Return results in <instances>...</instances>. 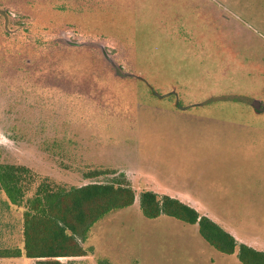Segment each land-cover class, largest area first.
I'll return each instance as SVG.
<instances>
[{"label": "rangeland", "instance_id": "obj_1", "mask_svg": "<svg viewBox=\"0 0 264 264\" xmlns=\"http://www.w3.org/2000/svg\"><path fill=\"white\" fill-rule=\"evenodd\" d=\"M254 99L264 102V0H0V165L32 172L25 201L41 185L136 194L81 243L87 257L63 264H241L198 226L145 218V191L196 199L264 251ZM23 211L0 195V249L23 248Z\"/></svg>", "mask_w": 264, "mask_h": 264}, {"label": "trees", "instance_id": "obj_2", "mask_svg": "<svg viewBox=\"0 0 264 264\" xmlns=\"http://www.w3.org/2000/svg\"><path fill=\"white\" fill-rule=\"evenodd\" d=\"M33 179L25 167L0 165V195L10 205L23 206V248H1L0 259H26L34 264H63V258L87 257L81 243L107 216L130 209L135 191L123 183L91 184L83 187L41 185L25 201L26 185ZM34 181V180H33ZM143 216L155 220L167 216L191 226H198L200 236L218 252L237 258L241 264H264V251H257L236 239L214 221L200 215L179 200L149 191L141 193ZM102 264V263H100Z\"/></svg>", "mask_w": 264, "mask_h": 264}, {"label": "crops", "instance_id": "obj_3", "mask_svg": "<svg viewBox=\"0 0 264 264\" xmlns=\"http://www.w3.org/2000/svg\"><path fill=\"white\" fill-rule=\"evenodd\" d=\"M260 146H258V147H256L255 148V150H256V154H255V156H260L258 153H259V151H262V149L264 148V138H260ZM254 156V157H255ZM247 157V156H246ZM259 158V157H258ZM247 159V158H246ZM260 159H264V156H261V158ZM248 160H249V157H248ZM252 160V159H251ZM191 198V197H190ZM178 200H179V198H178ZM181 200V199H180ZM199 200V199H198ZM195 201H196V203H195ZM180 202H184L183 204H185V201L184 200H182V201H180ZM190 203H192V204H190ZM190 203L188 202V203H186V204H188L187 206H189V207H191V208H195V210H197L199 213H201V211H199V207H201V204L195 199V200H191L190 201ZM197 204L199 207H197V205L195 206V205ZM203 206V205H202ZM202 215V214H201ZM165 218H170V217H167V216H160L159 218H157V219H155V220H163V219H165ZM170 219H173V218H170ZM175 220V219H174ZM194 227H197V225L196 226H194ZM199 231V230H198ZM214 249V248H213ZM215 250V249H214ZM257 250V249H256ZM216 252H218L217 250H215ZM259 251V250H258ZM219 254H221V255H225V254H222V253H220V252H218ZM226 256H229V255H226ZM233 256H237L236 254L235 255H233Z\"/></svg>", "mask_w": 264, "mask_h": 264}, {"label": "flooded vegetation", "instance_id": "obj_4", "mask_svg": "<svg viewBox=\"0 0 264 264\" xmlns=\"http://www.w3.org/2000/svg\"><path fill=\"white\" fill-rule=\"evenodd\" d=\"M174 100H176V98ZM249 102L246 100V105H247V107L250 108V110L254 111L255 114L264 113V102H262L260 100H257V99H254V100L249 101ZM173 103H175V101ZM182 106L183 105H181L180 103L177 102V106L176 107H178V109L180 107L182 108ZM181 108H180V111H185L186 110V109H181ZM191 108L192 107H189L188 110L191 109ZM175 110H177V109H175ZM259 131L261 132L262 135L264 134V128L260 127Z\"/></svg>", "mask_w": 264, "mask_h": 264}]
</instances>
